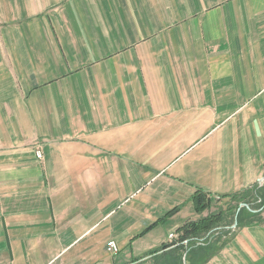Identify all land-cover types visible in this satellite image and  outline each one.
I'll list each match as a JSON object with an SVG mask.
<instances>
[{"label":"crops","instance_id":"0c3cea01","mask_svg":"<svg viewBox=\"0 0 264 264\" xmlns=\"http://www.w3.org/2000/svg\"><path fill=\"white\" fill-rule=\"evenodd\" d=\"M262 199L264 0H0V264H264Z\"/></svg>","mask_w":264,"mask_h":264},{"label":"trees","instance_id":"16d2710c","mask_svg":"<svg viewBox=\"0 0 264 264\" xmlns=\"http://www.w3.org/2000/svg\"><path fill=\"white\" fill-rule=\"evenodd\" d=\"M245 195H248V192L244 193ZM242 194V195H244ZM250 195V193H249ZM248 195V196H249ZM251 198H253V194L251 193ZM231 199L237 200L239 199L238 195H234L230 197ZM245 199H242V202H244ZM240 202V201H238ZM192 203L194 204L196 210L202 214L210 208H212V200L210 196L203 192V191H197L193 198H192ZM245 203L249 204L250 199L248 198V202L246 201ZM249 207L251 205L249 204ZM264 207V199H262L261 204L259 205V208ZM237 210L239 209V205L236 208ZM244 208L241 209L239 212L237 219L238 222H240L242 211ZM226 215L225 212L220 211L218 215H208L207 217H203L197 221H189L187 222L183 227L179 229V237L176 240V244L182 245V243L185 242H192L194 244H197L198 242H203L204 244L209 242V239L213 240V238L216 236V234L220 231H222V227L220 226L221 223L225 220L223 217ZM221 217L223 219H221ZM256 218V217H254ZM234 221V220H233ZM225 224V223H224ZM227 225V224H225ZM224 225V226H225ZM229 225V224H228ZM175 244V242H174Z\"/></svg>","mask_w":264,"mask_h":264},{"label":"rangeland","instance_id":"374dc122","mask_svg":"<svg viewBox=\"0 0 264 264\" xmlns=\"http://www.w3.org/2000/svg\"><path fill=\"white\" fill-rule=\"evenodd\" d=\"M38 152V151H37ZM248 195H249V192H248ZM248 195H242L241 197H239V199H237V200H235V201H233V203L231 204V206H230V208H231V212L229 213V214H227L226 213V215L223 217L225 220L221 223V225L220 226H224L225 224H234V222H235V220L237 219V212H238V210L236 209L237 208V204L238 203H240V202H238V201H241L242 199H245V200H248V198H249V196ZM215 205H216V203H215V201L214 202H212V208H210V210H209V212H210V214L209 215H211V214H213V215H218L220 212V209H218L219 207H217L216 209H214V207H215ZM235 205V206H234ZM222 217H221V219H223ZM234 220V221H233ZM225 223V224H224ZM212 241L213 240H211V239H209V242L207 243V244H209L210 242L212 243ZM206 244V243H205ZM206 244V245H207ZM203 253H205V252H203ZM209 255V254H208ZM208 255H207V253H205V256L206 257H208Z\"/></svg>","mask_w":264,"mask_h":264},{"label":"built area","instance_id":"2783aa9c","mask_svg":"<svg viewBox=\"0 0 264 264\" xmlns=\"http://www.w3.org/2000/svg\"><path fill=\"white\" fill-rule=\"evenodd\" d=\"M37 156H38L39 159H42L43 158L42 152L41 151H38L37 152ZM170 238L171 239H174L175 238V235L174 234H171L170 235ZM107 248H108V251L109 252H112V253H117L119 251V248H118V246L116 245V243L114 241L108 242Z\"/></svg>","mask_w":264,"mask_h":264},{"label":"water","instance_id":"95a60500","mask_svg":"<svg viewBox=\"0 0 264 264\" xmlns=\"http://www.w3.org/2000/svg\"><path fill=\"white\" fill-rule=\"evenodd\" d=\"M237 224V223H236Z\"/></svg>","mask_w":264,"mask_h":264}]
</instances>
